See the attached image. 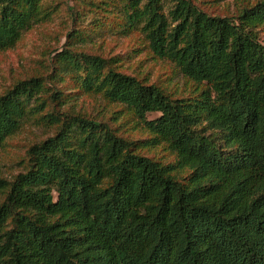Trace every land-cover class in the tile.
<instances>
[{
    "label": "trees",
    "instance_id": "trees-1",
    "mask_svg": "<svg viewBox=\"0 0 264 264\" xmlns=\"http://www.w3.org/2000/svg\"><path fill=\"white\" fill-rule=\"evenodd\" d=\"M60 12L69 48L51 74L0 94V153L26 128L52 133L0 177V264H264V0L235 16L198 0H0V54ZM99 13L194 92L175 97L78 49L107 28ZM77 95L126 112L147 139L66 107ZM157 147L174 160L141 153Z\"/></svg>",
    "mask_w": 264,
    "mask_h": 264
},
{
    "label": "rangeland",
    "instance_id": "rangeland-1",
    "mask_svg": "<svg viewBox=\"0 0 264 264\" xmlns=\"http://www.w3.org/2000/svg\"><path fill=\"white\" fill-rule=\"evenodd\" d=\"M256 1L198 0L207 12L218 16H235L241 5ZM65 14L57 13L51 22L38 25L26 33L15 49L0 54V94L20 79L33 75L48 78L52 72L49 61L57 51L61 52L69 48L66 47L67 33L71 30V23L67 21ZM97 17L107 25V28L101 30L100 35L94 36L87 44L78 46V49H85L105 58H117L123 72L145 80L149 84L158 85L175 97H186L194 92L193 84L189 83L172 63L152 57L138 33L125 36L120 34L117 27L113 30L117 25V17L114 14L99 13ZM89 21L90 18L86 24ZM258 37L264 44V28L260 30ZM59 86L61 87L60 84ZM73 97L76 100L66 107H73L77 112L110 121L125 137L141 141L147 139L148 134L141 130H132L133 119L129 114L126 112L114 114L118 107L108 105L101 97L86 95ZM159 116V113H151L148 119L153 120ZM112 117H115V120H112ZM51 134L47 130L30 127L9 139L0 153V177L11 180L24 171L29 146ZM141 153L163 163L174 160V156L164 147L144 149Z\"/></svg>",
    "mask_w": 264,
    "mask_h": 264
}]
</instances>
